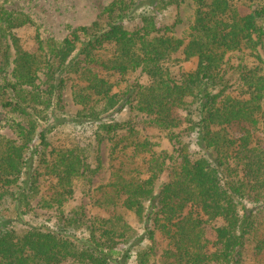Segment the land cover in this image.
I'll list each match as a JSON object with an SVG mask.
<instances>
[{"label": "trees", "instance_id": "trees-1", "mask_svg": "<svg viewBox=\"0 0 264 264\" xmlns=\"http://www.w3.org/2000/svg\"><path fill=\"white\" fill-rule=\"evenodd\" d=\"M239 1L193 0L194 20L183 41L174 36L179 21L166 28L157 25L158 17L179 7L180 0H114L96 22L75 29L61 45L47 49L37 37L35 53L24 50L13 32L31 19L0 5V78L13 66L15 80L0 87L4 106L29 118L27 127L17 125L21 144L0 138V264H128L137 247V263L152 264L154 246H140L146 239L154 243L157 231L168 242L160 264H243L245 247L264 212V149L251 130L236 139L229 129L235 123L253 129L264 123V3L242 14ZM135 19L141 25L130 31L127 24ZM236 51H249L255 59L254 66L241 73L245 97L226 95L221 75L225 57ZM179 52L185 60H197L193 72L176 76L167 66ZM99 69L121 77L141 71L147 84L134 87L133 94L129 90L121 103ZM43 71L45 91L38 86ZM72 75L84 85L74 92L82 107L79 118L101 125L110 112L120 113L137 102L148 125L179 145L176 155L158 154L147 140L131 141L134 129L129 124L114 119L102 124L108 135L126 130L112 155L126 154L130 148L135 154L130 159L150 155L144 167L129 168L124 162L114 167L97 204L114 209L108 217L88 218L82 207L64 210L76 192L75 182L99 171L87 163L85 149L53 148L49 155L40 151L55 125L43 129L40 144L34 146L39 122H47L50 112L59 108ZM177 110L186 113L184 121ZM182 125L197 134L200 150L194 156L175 131ZM33 157L39 161L34 170ZM168 158L175 164L169 181L158 188ZM41 177L50 181L45 192ZM37 198V206L54 210L55 219L18 229ZM7 203L15 219L6 216ZM119 206L140 221L153 222L154 229L146 227L148 237L137 234L117 212ZM215 221L217 241L211 247L205 226ZM255 240L256 263L264 264V241Z\"/></svg>", "mask_w": 264, "mask_h": 264}, {"label": "rangeland", "instance_id": "rangeland-1", "mask_svg": "<svg viewBox=\"0 0 264 264\" xmlns=\"http://www.w3.org/2000/svg\"><path fill=\"white\" fill-rule=\"evenodd\" d=\"M114 0H0V5L7 12H20L26 14L32 21L31 24L26 25L20 29H17L14 34L18 37L22 48L28 52L35 53L38 49L37 37L44 43L48 49V45L58 44L70 36L72 31L80 27H90L101 16L105 9L111 5ZM264 0H241L237 2L238 6L242 7V14H248L250 11L256 9L257 6L263 5ZM195 15V5L193 0H180L179 7L170 8L164 14L160 15L157 19V25L159 28H166L169 25H174L178 22L174 29V36L180 40L186 41L191 32L192 22ZM103 20V19H102ZM130 31L137 30L141 22L139 19H135L133 22L127 24ZM4 28V26H0ZM6 33V32H5ZM7 35V33H6ZM10 40V37H8ZM15 57V51L12 49L13 61ZM254 57L249 51H236L229 53L225 57V62L221 69V75L225 78V84L227 86L226 95L233 97H245V89L241 83V73L247 67L254 66ZM167 66L173 71L176 76H180L184 73L193 72L197 67V60L190 59L185 60L183 53H175L167 62ZM13 66H11L8 74L4 78H0V87L5 82L14 83L15 80L12 75ZM101 77L107 79L113 85V94H118L121 99V103L125 99V95L130 90L133 94V88L137 85H146L147 79L141 71H136L128 76L121 77L115 73H107L98 70ZM45 71L39 74L40 80L38 82L39 90L45 91L47 85H45L46 76ZM67 77V76H66ZM78 86H75L77 85ZM84 86L75 75L70 76V80L64 85L62 90L61 104L57 110L50 112L48 121L39 122V128L36 133V139L34 146L40 144L39 134L43 129L50 128L55 125L53 130L47 135V145L45 147L40 146L39 150L44 154L50 153L54 149H73L75 146H80L85 149L87 163L93 168L99 167V171L88 180H77L75 182L76 192L67 204L64 206V210L68 213L75 207H82L88 218L94 217H108L113 208H102L97 204L101 200L102 191L101 188L107 186L112 180V173L114 167L121 163H125L127 167L132 168L134 166H140L146 164V161L150 158L147 153L137 155L134 159H130L133 153V149L125 151L126 154L118 153L112 155V150L118 139L125 135V129H121L116 133L108 135L106 131L101 128L102 124H109L108 119H114L119 123L129 124L134 129V137L131 141H149L152 144L153 151L158 154L167 153L169 155H176L174 151L179 147L176 141L170 139L169 134L159 131L148 125V117L143 112L138 111L137 102L134 106H126L120 113L110 112L101 125L78 117L79 111L82 107L79 106L74 99L75 88ZM4 96H2V90L0 89V138L15 140L18 144L22 143V138L18 133L17 125L21 124L25 127L28 126L29 118L22 116L17 112H13L10 108L4 106ZM176 116L184 121L186 113L181 110L176 111ZM187 125H182L175 131L179 133L180 141L189 146L192 156L198 153L200 150L197 145V134L191 133L187 130ZM230 133L234 138H239L244 135L245 131L251 130L255 141L264 149V123H261L258 129H253L249 124L235 123L230 127ZM30 157V156H29ZM49 157V156H48ZM39 164L38 158L33 157L32 169H36ZM164 173L161 175L157 185L160 188L163 184L169 181V175L174 167L172 161L166 159L163 161ZM31 166V165H30ZM146 168V166H145ZM42 167L40 171H42ZM25 178L21 180L24 182ZM43 185V191L48 189L50 181L47 178L41 177L39 179ZM39 199L33 200V210L31 213L22 216L17 223L18 229L26 228V225H41L45 222L55 219V211L42 210L37 206ZM12 206L10 203L6 204L7 217L15 219L16 216L11 211ZM117 212L126 219L132 228L138 235L147 236L146 227L154 229L152 221L143 222L131 211H128L122 207L117 208ZM217 221L205 226L207 232V238L211 242V247L214 242L217 241L216 231ZM255 238H261L264 241V212L259 218V224L257 230L250 236V240L245 247L243 264H263V262L257 261L258 254L253 246L255 244ZM155 242L152 243L148 239L144 241L140 248L145 249L149 246H154V256L151 258L152 264H160V259L165 252L168 242L164 236L157 231L154 235ZM120 249H127L126 245L119 246ZM139 248V247H137ZM137 248L132 250V258L128 264H138L136 251Z\"/></svg>", "mask_w": 264, "mask_h": 264}]
</instances>
